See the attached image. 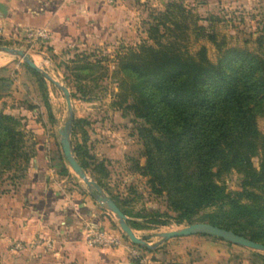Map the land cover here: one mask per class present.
I'll list each match as a JSON object with an SVG mask.
<instances>
[{
	"label": "trees",
	"instance_id": "obj_1",
	"mask_svg": "<svg viewBox=\"0 0 264 264\" xmlns=\"http://www.w3.org/2000/svg\"><path fill=\"white\" fill-rule=\"evenodd\" d=\"M150 17L146 34L152 44L142 41L126 48L117 62L128 80L122 83L128 84L131 96L126 107L142 122L137 132L145 163L136 164L139 173L154 195L164 196L176 224L206 222L264 244V133L256 124L264 115V24L257 30V48L250 50L219 41L212 30L218 17L199 16L182 0H168ZM190 31L195 40L215 46L216 61L208 58L205 46L190 53L180 44ZM129 96L122 94V101ZM17 111L0 110V178L13 167L16 181L36 154V142L34 150L25 147L27 110ZM83 121L73 119L72 134ZM73 150L86 170L85 147L76 144ZM258 154L255 168L253 157ZM233 170L241 175L240 190L228 192L219 178ZM61 171L68 173L66 168ZM109 195L125 215L131 214ZM209 207L216 211L197 218ZM164 216L171 218L152 211L147 221L163 224Z\"/></svg>",
	"mask_w": 264,
	"mask_h": 264
},
{
	"label": "rangeland",
	"instance_id": "obj_2",
	"mask_svg": "<svg viewBox=\"0 0 264 264\" xmlns=\"http://www.w3.org/2000/svg\"><path fill=\"white\" fill-rule=\"evenodd\" d=\"M155 2L156 0H130L131 7L139 11V18L134 38L123 47L114 44L113 47H75L65 52H54L49 43L30 48L27 40L20 34L0 35V46L26 50L38 66L68 87L74 118L84 120L74 134L71 130V143L73 147L82 144L87 151L85 172L91 179H98L103 183L106 194L118 198L131 213L127 220L134 222V233L150 244L159 240L157 233L173 230L187 223H175L174 213L170 211L164 196H156L151 192L147 178L136 167V164L141 167L145 163L141 154L142 142L137 132L142 122L126 107L131 96L128 84H122L126 77L118 68L117 62L126 48L134 47L142 41L152 44L146 34L148 22L151 21L150 15L163 10L166 4L165 2L162 9H158ZM199 4L201 3L196 1L188 2L186 6H190L194 11L192 12L199 16L213 14L218 17V20H213L212 30L219 41L224 40L227 46H245L250 50L257 48L255 40L259 36L257 30L264 24V11H259L256 5L245 6L227 1L206 7ZM199 24L206 25L207 22L201 21ZM180 44L190 53L205 46L208 58L213 62L217 59L215 46L206 39L195 40L191 31ZM2 67L0 110H27L22 124L26 150H34L37 136H42L50 172H59L60 177H66L68 188L87 191L86 185L68 166L60 147L58 128L67 120V107L61 90L46 79L39 81L21 58L0 51V68ZM125 93L129 97L127 101H122V94ZM256 124L258 130L264 133V115L256 118ZM259 157V154L253 157L255 168H258ZM12 168L0 178V190L17 182L12 179ZM63 168L68 173H61ZM219 183L228 192L239 191L241 175L233 170L222 175ZM91 198L94 200L92 196ZM152 211L167 213L171 218L164 216L163 224L149 223L147 220ZM214 211L215 207L206 208L197 218ZM227 260L228 264H264V253L229 244Z\"/></svg>",
	"mask_w": 264,
	"mask_h": 264
},
{
	"label": "crops",
	"instance_id": "obj_3",
	"mask_svg": "<svg viewBox=\"0 0 264 264\" xmlns=\"http://www.w3.org/2000/svg\"><path fill=\"white\" fill-rule=\"evenodd\" d=\"M0 1L8 9L6 16H0L4 35L16 36L25 28L46 27L54 52L75 47L126 46L136 34L139 18L130 0L113 4L104 0ZM182 1L185 5L196 1L203 7L227 1L256 5L264 11V0ZM165 2L156 0L154 5L162 9ZM4 111L15 115V110ZM35 148L24 177L0 190V264H228L229 243L201 234L170 238L149 250L139 248V263L122 247L88 246L85 236L89 228L121 233L115 218L86 190L68 188L66 177L50 172L40 135ZM67 218H71L70 223ZM37 237L50 239L51 245L18 251L10 248L12 241L27 242Z\"/></svg>",
	"mask_w": 264,
	"mask_h": 264
},
{
	"label": "water",
	"instance_id": "obj_4",
	"mask_svg": "<svg viewBox=\"0 0 264 264\" xmlns=\"http://www.w3.org/2000/svg\"><path fill=\"white\" fill-rule=\"evenodd\" d=\"M7 13L8 9L6 4L0 1V16H6ZM0 51L21 58L25 64H27L31 69L36 71L43 79L50 81L52 84H54L57 88L61 90L67 107V120L65 121L62 127L58 128L59 143L63 157L66 160L70 169L74 172V174L86 185L87 191L94 198L95 202L101 208L108 211L111 215L114 216L117 226L121 230L122 234L132 244L152 249L155 248L160 242H164L170 238L201 234L207 236H214L228 243L246 247L256 251H261L264 253L263 243L250 240L249 238L239 235L231 230L206 222L187 223L173 230L159 232L156 234L159 238L157 243L150 244L143 237L137 236L134 233L133 229L129 226L127 222V216L122 212V210L114 202V200L108 194L105 193L103 188L95 180L91 179L87 175V173L82 168L81 164L78 162L75 156L71 143V130L73 125L74 114L71 102V95L68 87L62 84L59 80L53 78L47 71L43 70L40 66H38L32 60L26 50L9 46H0ZM66 222L70 223L71 218H67Z\"/></svg>",
	"mask_w": 264,
	"mask_h": 264
},
{
	"label": "built area",
	"instance_id": "obj_5",
	"mask_svg": "<svg viewBox=\"0 0 264 264\" xmlns=\"http://www.w3.org/2000/svg\"><path fill=\"white\" fill-rule=\"evenodd\" d=\"M108 4H113L116 0H104ZM3 35V29L0 28V35ZM30 48L34 46H42L50 42L51 36L49 29L41 28H25L20 32ZM85 243L91 247H122L127 251L129 257L136 262H141L139 247L132 244L128 239L124 238L123 234H115L104 230L103 228H89L85 236ZM40 245L50 246L51 240L42 237L34 238L30 241H13L11 243L12 250H24L26 248H34Z\"/></svg>",
	"mask_w": 264,
	"mask_h": 264
}]
</instances>
